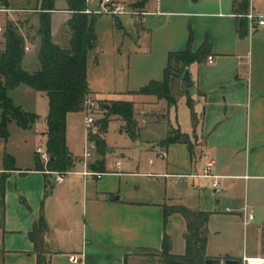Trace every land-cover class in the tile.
Returning <instances> with one entry per match:
<instances>
[{
  "label": "crops",
  "instance_id": "obj_1",
  "mask_svg": "<svg viewBox=\"0 0 264 264\" xmlns=\"http://www.w3.org/2000/svg\"><path fill=\"white\" fill-rule=\"evenodd\" d=\"M126 1L125 3L138 12L134 14L138 18L136 19L137 30L133 32L120 26L121 28L110 30L105 34V38L109 40L113 62L120 63L122 67L121 62L124 61L125 72L121 88L107 87L106 75L102 74L103 72L98 74V81L93 83L88 70V59L96 51L91 49L87 51L86 63L89 96L95 100H124L127 95H132L134 98L131 101L134 102L139 131L151 122L141 119V116L137 114V103L140 101L137 98L141 94L133 92L150 80L162 78L168 54L185 49L189 35L192 38L193 51L204 40H208L210 43L208 56L188 66L193 86L179 98L187 107L183 119L178 117L176 106H171L167 110V119L161 121V124H166L165 135L169 126L178 128L182 133L189 135L192 152L190 153L184 143L170 144L164 149L167 154V170L163 173L149 174L164 177L166 180L175 178L166 174L199 173L205 161L212 160L213 165L210 170L221 176L220 186L213 188L210 180L204 178H184L181 181L175 178L173 183L178 182L181 186L178 190V204L191 210L208 211L210 214L238 212L242 223L248 224L253 219L252 211L245 205L236 203L232 197L238 186V180H264V25H255L250 28L248 21H245L243 28L240 26V19L245 18L241 15L249 8L244 0ZM241 1L245 5L244 8L240 5ZM34 2L37 0H11L9 7L0 8V51L4 49L5 22L11 20L24 37L21 67L29 72L41 68L36 53L38 38L35 33L38 27L39 10L31 11L30 6H27ZM140 2L142 3L138 5ZM251 6L257 14L264 16V9H255L253 0H251ZM93 7L97 8L98 4L94 3ZM49 13L53 42L61 47H68L71 33L67 22L72 12L67 9L64 0H56L55 9ZM89 15H92L93 20L96 21L97 18L94 17L96 14ZM114 16L117 23L122 25L119 15ZM238 30L244 33L240 35ZM95 35L98 39L96 30L93 36L94 41ZM209 56L212 58L211 62H208ZM10 94L23 109L38 116L28 129H22L16 125L22 139L25 141L27 136L37 137L42 144H36L32 150V159L28 166L21 167L15 162L17 168L15 170L0 167V181L2 174H5L4 193L0 196V213L1 201L4 203L3 218L0 217V255L3 263L35 264L33 245L27 233L32 228L33 220L37 219L40 213L45 216L49 228L46 243L51 252V264H123L126 254L128 264H133L137 262L136 258H141L147 253L139 252V250H160L166 225L163 222L162 205L173 204L169 203L168 199L155 203L120 200L119 195L118 199H110L105 196L101 183L96 185L89 197H86L87 179L90 175H84L83 171L89 170L87 168L89 159L86 163L77 162L73 170L67 174L71 177L68 179L64 177L61 183H56L51 174L34 170V159L38 157L35 149L37 147L45 149L47 140L45 117L48 112V99L44 92L32 90L23 84L13 89ZM38 97L45 99L42 109L36 107L35 100ZM187 101L192 104L193 116ZM151 102L148 101L149 107H151L150 104L157 103V101ZM147 110L150 113L151 109ZM111 118L120 119L118 116ZM26 133L27 135H24ZM10 138L9 132L8 140L4 143L5 150ZM66 145L73 156L68 134V113L66 115ZM112 151L113 149L110 148L107 154L109 155ZM96 159L98 158L93 157L89 162ZM79 165H82L81 169L77 168ZM237 165H240V168ZM119 166L116 168L118 169ZM105 173L121 174V172ZM101 177L95 178L101 180ZM81 181L85 188L80 200L82 204L74 214L67 209L64 201L77 196L74 187ZM50 184H53L54 188L47 196L46 192ZM204 184H208L214 193H217L219 188L227 190L225 196H220L219 199H215V203H211L210 210H204L197 200L199 196L196 195V190L199 192ZM107 193H111L110 196L117 195L115 192ZM20 198H23L25 203H22ZM75 204H79V198L75 200ZM79 212H81L82 221H79ZM88 213L89 218L86 222L85 217H88ZM249 214L252 216L251 219H248ZM51 225H62L69 231L70 227L76 228L77 225H81L83 233L88 228L86 225H111L117 232L131 236L105 240L98 238L99 236L95 233V238H90L80 248H73L70 237L56 236ZM261 229L260 246L251 254H245L244 260L263 258L264 226ZM60 233L58 231L59 235ZM54 234L56 239L61 240L60 242L53 239ZM208 245L207 238L206 248ZM70 255H76L78 262H70L68 259ZM210 257L225 259L217 255H210Z\"/></svg>",
  "mask_w": 264,
  "mask_h": 264
},
{
  "label": "rangeland",
  "instance_id": "obj_2",
  "mask_svg": "<svg viewBox=\"0 0 264 264\" xmlns=\"http://www.w3.org/2000/svg\"><path fill=\"white\" fill-rule=\"evenodd\" d=\"M119 2H127L126 0H119ZM40 1L29 3L30 10H38L40 8ZM94 3H88L85 0V8H92ZM127 4V3H126ZM24 5V4H22ZM25 6V5H24ZM253 6L255 9H264V0H253ZM96 9V7H93ZM34 12V11H33ZM96 21H92V32L93 36L95 30L98 34V39L95 35V41L93 39V49H95V54L89 56L88 59V70L89 74L93 80V83L98 81V74L102 73L106 75L107 87L109 88H121L122 80H124L123 73L125 72L124 61L117 64L113 62L112 53L110 51L109 40L105 37L106 32L121 28L124 26L126 30L135 32L138 26L136 25L137 16L134 14L119 15V19L123 22L119 25L115 20L114 15L110 14H96ZM116 79V80H115ZM115 81V82H114ZM88 83V82H87ZM189 89V88H188ZM188 89H183L179 86L178 80H175L171 87V93L176 98V106L178 117L183 119L184 113L187 112V107L179 100L183 93L187 92ZM95 102L91 114L94 117V123L90 128V132L97 131L96 121L102 115V105H108L112 100H95L89 96ZM134 97L132 95H127L124 100H131ZM38 97L36 102V107L42 109L45 105V99ZM123 100V99H119ZM137 100V114L141 116V119H146L149 123L146 127L139 129L136 137H131L124 130V122L118 118H111L108 121L105 132L103 133V138L107 147L112 148L113 151L107 154L104 151V155L99 156L95 149H91V157L103 158L105 160L106 170L105 172H117L121 174L115 175L112 173H105L101 177L102 179L96 180L95 177H88L86 186V197L90 196V192L95 189L96 185L102 184L104 187V194L110 197L107 192H115L120 196V200H128L134 202H162L167 200L171 204H178V190L180 185L173 183L175 178H167L151 175L149 173H163L167 170V159L160 158V151L165 148L159 143H156L160 138L165 136L166 124H161V121L167 119V110L171 108L167 106L164 99L154 98V96H146L141 94ZM148 101H157V103L150 104ZM148 108L151 109L148 113ZM144 112V114H143ZM186 115V114H185ZM86 112L84 109L76 110L68 113V134L71 145V151L73 153V165L78 162L76 158H83L85 151L86 141V129L84 126V118ZM141 122V121H140ZM8 131L10 132L11 138L6 144V150L4 149V142L0 139V167L4 166L3 155L6 151L10 154L16 161V164L21 167L28 166L32 159V150L36 144H42L40 138L31 136H25L24 141L21 136L20 130H17L16 124L12 123L8 126ZM24 135H27L24 134ZM190 137V136H189ZM120 162V166L117 169L115 166L116 161ZM88 161V163H89ZM73 166V167H74ZM240 168V165H237ZM77 168L81 169L82 165ZM73 170V168H71ZM71 176L65 175V179ZM166 183V184H165ZM223 185H225L223 183ZM84 185L82 181L77 183L74 187L77 196L74 199L69 198L65 200L64 203L67 205V209L71 213L76 214L77 209L81 206L82 192ZM53 184H50L46 195L50 194L53 190ZM196 195L199 204H201L204 210H210L211 203H215V199H219L220 196H225L227 192L226 188H219L217 193L213 192V189L208 185L204 184L199 192L196 190ZM79 198V204H75V200ZM236 203L241 206H246L247 209L252 211L253 219L248 222V224L242 223V218L240 213H215L210 214L208 219V239L209 245L205 250L208 257L210 255L223 256V258H229L227 255L236 256V259H243L245 254H251L254 249L259 247L261 240V228L264 226V180L256 181L253 179H242L238 180V186L235 188L234 195L232 197ZM75 209V210H74ZM80 211V210H79ZM89 218V213L87 214ZM81 212L78 213L79 221H82ZM45 218V216H44ZM52 230L56 233V236L64 235L63 237H70L71 245L73 248H80L82 244L87 243L90 238H103L105 240H110L114 238H124L130 237L131 235H123L117 232L111 225H86L87 230L84 233L81 231V225L70 227V231L67 227H62V225H51ZM85 229V228H84ZM185 229L184 218L179 213L170 214L167 218L166 225L164 227V233L170 240L171 252L174 254H184L185 253V242L183 238V232ZM60 231V235L58 234ZM86 231V232H85ZM263 234V233H262ZM63 238V239H65ZM56 242H60L59 239L55 238ZM139 252H147L141 258H136L137 262L133 264H158V258L154 256L150 251L139 250ZM264 258V256H262ZM212 258V257H210ZM217 261H222L220 258H214ZM247 264V262H245Z\"/></svg>",
  "mask_w": 264,
  "mask_h": 264
},
{
  "label": "trees",
  "instance_id": "obj_3",
  "mask_svg": "<svg viewBox=\"0 0 264 264\" xmlns=\"http://www.w3.org/2000/svg\"><path fill=\"white\" fill-rule=\"evenodd\" d=\"M38 1V0H37ZM38 27L35 30L38 38L36 53L41 68L36 71H26L21 67L24 54L25 40L17 25L6 20L3 36L4 49L0 51V139L5 143L9 137L8 125L15 123L22 129H28L38 116L26 111L17 104L10 92L19 85H26L32 90L44 92L48 99V112L46 120V144L45 149L52 160L49 159L46 166L34 159V170L66 172L73 168V159L66 145V115L69 112L82 110V104L89 89L86 78L87 51L93 49L92 15L84 12L85 0H64L67 9L72 12L67 25L70 30L68 47L55 44L50 32V11L55 9L56 0H39ZM140 2L138 5H140ZM247 5V3H245ZM11 0H0V8H7ZM242 8L245 7L242 1ZM246 18L240 19V26ZM239 31V30H238ZM244 32L239 31L242 35ZM191 35H189L186 48L181 51H173L168 54L167 64L160 80H150L139 87L133 93L152 95L158 99H164L167 106H174L176 98L171 93V87L175 80L182 75L185 67L193 62H200L208 56L210 43H203L193 51L191 49ZM191 109L192 104L187 101ZM102 115L97 119V131L89 132L87 138L93 142L96 153L101 156L107 146L103 138L108 121L112 116H118L124 122V130L131 136L138 134V121L135 118L134 102L131 100H114L108 105H102ZM184 143L190 153L192 143L189 135L182 133L178 128L169 126L166 135L159 144L166 148L173 143ZM107 151V150H106ZM6 170H15L14 158L6 151L3 155ZM91 171L105 172L106 165L103 158L96 159L87 164ZM5 174L0 181V196L4 193ZM25 203L23 198H20ZM163 222H167L170 214L179 213L185 220L186 226L183 233L185 253L174 254L171 252V243L164 233L160 250H151L158 258V264H204L207 258L206 243L208 238V219L210 213L202 210H191L182 204L162 205ZM4 203L1 201L0 217L3 218ZM48 225L43 213L32 222V228L28 231V237L33 245V253L36 257L35 264H51L50 254L46 243ZM262 251L264 252V235L262 239ZM146 254V253H145ZM143 254V255H145ZM217 261V260H216ZM0 264H4L0 255ZM123 264H128V255H124Z\"/></svg>",
  "mask_w": 264,
  "mask_h": 264
},
{
  "label": "built area",
  "instance_id": "obj_4",
  "mask_svg": "<svg viewBox=\"0 0 264 264\" xmlns=\"http://www.w3.org/2000/svg\"><path fill=\"white\" fill-rule=\"evenodd\" d=\"M88 3H97L98 7L96 9L94 8H85L84 12L88 14H110V15H120V14H137V10L130 7V5L119 2L117 0H86ZM246 1L248 5V11L241 16L245 17L248 21V24L251 27L255 25H264V16L257 14L251 6V0H244ZM1 29V28H0ZM212 58L208 57V62H211ZM95 106L94 100H92L89 95H87L83 101L82 109L85 110L86 116L84 118V126L87 131L86 136L90 132V128L94 123V117L91 114V111L93 107ZM87 143L85 144V151L83 154V158H76L78 162L86 163V161L91 157V149H94L93 142H90L88 138L86 137ZM35 153L38 155L39 160L43 163L44 166H46L47 162L50 159L49 153L46 151V149L37 147L35 149ZM160 158H166L167 154L166 151L162 150L158 154ZM116 167L120 165L119 161L115 162ZM213 165L212 160L207 159L204 163V166L202 170L199 173H179V174H166V176H174L178 181H181L184 178H194V179H209L210 184L213 188H218L220 186V175L214 174L211 172L210 168ZM44 172L47 174H51L54 177V181L56 183H61L64 180V177L66 174H69L70 171L66 172H59V171H50L47 168L44 169ZM84 175H90L94 176L96 178H100L104 172L99 171H91V170H85L83 171ZM251 214L248 215V219H251ZM69 261L73 263L78 262V257L76 255H70ZM251 259H264V258H251ZM249 259H246L245 262H247Z\"/></svg>",
  "mask_w": 264,
  "mask_h": 264
},
{
  "label": "water",
  "instance_id": "obj_5",
  "mask_svg": "<svg viewBox=\"0 0 264 264\" xmlns=\"http://www.w3.org/2000/svg\"><path fill=\"white\" fill-rule=\"evenodd\" d=\"M179 86L183 89H188L193 86V81L188 70V66L184 68L182 75L179 78ZM107 152L110 151V148H106ZM52 160V157H50ZM110 199H118V195H111ZM204 264H245L244 259H236V258H226L222 261H216L214 258H207L204 261ZM248 264V263H247Z\"/></svg>",
  "mask_w": 264,
  "mask_h": 264
},
{
  "label": "bare ground",
  "instance_id": "obj_6",
  "mask_svg": "<svg viewBox=\"0 0 264 264\" xmlns=\"http://www.w3.org/2000/svg\"><path fill=\"white\" fill-rule=\"evenodd\" d=\"M248 264H264V259H249Z\"/></svg>",
  "mask_w": 264,
  "mask_h": 264
}]
</instances>
